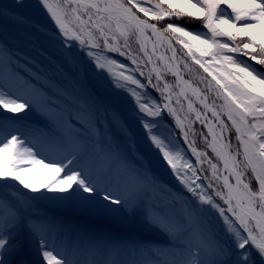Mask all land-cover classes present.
I'll list each match as a JSON object with an SVG mask.
<instances>
[{
	"label": "snow or ice",
	"instance_id": "1",
	"mask_svg": "<svg viewBox=\"0 0 264 264\" xmlns=\"http://www.w3.org/2000/svg\"><path fill=\"white\" fill-rule=\"evenodd\" d=\"M178 50L211 77L205 91ZM124 91L175 186L135 150ZM0 264H264V0H0Z\"/></svg>",
	"mask_w": 264,
	"mask_h": 264
},
{
	"label": "rangeland",
	"instance_id": "2",
	"mask_svg": "<svg viewBox=\"0 0 264 264\" xmlns=\"http://www.w3.org/2000/svg\"><path fill=\"white\" fill-rule=\"evenodd\" d=\"M142 16V14H141ZM45 17L47 20V30H53L56 31V25L55 22L51 20V17L47 15V13H45ZM143 18V16H142ZM154 22V21H153ZM169 22V21H165ZM179 22H183V24L186 27H190V28H196L199 29L200 28V22L199 21H190L189 23H187V21H179ZM161 26V25H158ZM149 35H151L149 33ZM101 43V47H102V41ZM179 49V46H176ZM134 48H138V45H134ZM162 48H164V50L166 49V46H163ZM150 50V49H149ZM41 51H43V49H41ZM165 54L170 55L169 53L171 52L170 50L166 51L165 50ZM21 55H28L29 59H36L37 63H40L41 66H46L47 65V61L43 60L42 57L39 56L38 53L34 52L32 49L30 48H25L22 52ZM46 55H50L52 56V59L55 60L56 56L54 54V52L50 49L49 52L46 53ZM109 56H111L112 58H116L118 59L120 62L122 63H127L129 65V68H135V65H131L130 61H126L125 58L123 57H119L118 54H111L108 53ZM139 55L142 56V53H140ZM157 56H159L160 54L157 52L156 54ZM84 59L87 60V57L84 56ZM155 60V57H154ZM176 60L177 61H187V63L192 66L193 71L191 73H189L186 69H184L183 67V63L180 64V69L183 72L182 74H184V77L187 80H190L192 82V85L199 88L202 92L206 90L207 88V81L211 79L210 76H208V73H205L203 71V69L199 68V65H193V62L191 61L190 58H187L184 54V52L182 51H177L176 54ZM103 62V61H102ZM151 65L148 66L147 69H144L145 72L150 71L151 69ZM157 67H160L161 70L165 73L164 75V79L166 82H168L169 84L173 85L171 91L173 93L172 95V101H171V107L176 109L177 115L179 116V118L181 120H185V117H187V120L185 121V125H186V130H187V125L191 124V130L189 131V142L191 141H196L195 146L203 151L205 150L204 148V143L203 140L200 136L201 133H203L204 135H207V132L204 130V128L202 127V125H200L199 121H195L194 115H192V113L189 112L188 108L185 107V103L184 100L182 99V97H180V103H177V94H179L178 89L179 87L176 86V82H175V78L174 76L170 73L167 72L166 68H164L163 64H160L157 62ZM257 67H261V66H257ZM116 71H119V69H115ZM126 74H132L130 71ZM137 77H139L138 73H136ZM193 77H195V79H193ZM201 77H204L206 79H204L203 81H201ZM142 81L144 80V78H141ZM146 82V81H144ZM153 82H155V77L153 76ZM163 85H161L162 87ZM135 87V86H132ZM121 95L123 96L124 100H125V110H126V116L128 118V122L130 125V132L133 134L134 137V147L135 150L137 151V153L143 155L144 159L146 162H149V166L150 168L153 170V172H155L160 179L162 180V182L167 183L169 186H175V181L174 178L169 175V171L161 166V164L158 163V157L155 155V149L151 148L140 125L139 122L136 120V117L134 115L135 109H136V105H135V101L134 98L131 97V95L124 91L121 93ZM155 96L157 99H160L159 93H155ZM188 98L191 99L192 102H194V104L196 106H198L201 110V112H204V109L197 104L196 100L194 99V97L188 96ZM211 99L209 100V103H211ZM165 116H166V120L167 122L173 124V126L175 125V121L171 116L167 115V112L165 111ZM209 117H211V114H208ZM212 118V117H211ZM40 118L38 116H36L35 114H29L26 118H25V123L28 124H35L37 122H39ZM193 121H195L193 123ZM225 121L226 123H229L230 126V122L227 121L226 117H225ZM176 133L179 136V142L181 143V145H183L184 147H187V145H185L183 143V136L180 135V130L177 128L176 129ZM193 133H195V135H193ZM233 145L235 146L236 141L233 138ZM210 152V150H209ZM188 155L191 157V152L189 150ZM191 159L194 161L195 157H191ZM46 163L48 162L47 160L45 161ZM16 183V182H14ZM22 187V186H21ZM27 191V190H25Z\"/></svg>",
	"mask_w": 264,
	"mask_h": 264
},
{
	"label": "bare ground",
	"instance_id": "3",
	"mask_svg": "<svg viewBox=\"0 0 264 264\" xmlns=\"http://www.w3.org/2000/svg\"><path fill=\"white\" fill-rule=\"evenodd\" d=\"M158 49L162 54H164V48L159 47ZM187 92H191V91L188 90ZM28 167H32L36 170L39 169V166H28ZM51 177H52V170L51 169H44L43 171H39V174L35 175L34 178H31V176L29 178H31L32 183L40 184V183L47 182L49 179H51Z\"/></svg>",
	"mask_w": 264,
	"mask_h": 264
},
{
	"label": "trees",
	"instance_id": "4",
	"mask_svg": "<svg viewBox=\"0 0 264 264\" xmlns=\"http://www.w3.org/2000/svg\"><path fill=\"white\" fill-rule=\"evenodd\" d=\"M183 21H184V22L187 21V23H189V22L192 21V20H187V19H186V20H183Z\"/></svg>",
	"mask_w": 264,
	"mask_h": 264
},
{
	"label": "water",
	"instance_id": "5",
	"mask_svg": "<svg viewBox=\"0 0 264 264\" xmlns=\"http://www.w3.org/2000/svg\"><path fill=\"white\" fill-rule=\"evenodd\" d=\"M184 79V78H183ZM185 80V79H184ZM187 101V100H186ZM187 103H188V101H187ZM188 105V104H187Z\"/></svg>",
	"mask_w": 264,
	"mask_h": 264
}]
</instances>
